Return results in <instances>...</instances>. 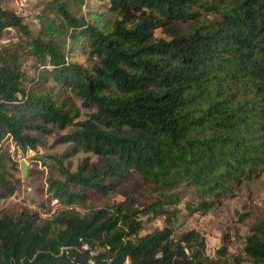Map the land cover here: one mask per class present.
Wrapping results in <instances>:
<instances>
[{"label":"trees","instance_id":"16d2710c","mask_svg":"<svg viewBox=\"0 0 264 264\" xmlns=\"http://www.w3.org/2000/svg\"><path fill=\"white\" fill-rule=\"evenodd\" d=\"M6 1L0 197L16 190L5 142L35 151L69 128L53 141L68 147L51 156L64 181L49 177L48 192L67 204L115 191L124 200L49 218L20 205L0 213V264H264V217L238 254L223 236L210 257L195 229L140 233L183 190L191 213L207 211L205 198L264 166V0H44L37 30ZM103 12L113 18L101 25ZM9 29L13 39L1 44ZM76 100L89 110L84 119ZM80 152L89 155L71 171L65 160ZM134 174L155 185L156 200L138 207L129 198Z\"/></svg>","mask_w":264,"mask_h":264},{"label":"rangeland","instance_id":"374dc122","mask_svg":"<svg viewBox=\"0 0 264 264\" xmlns=\"http://www.w3.org/2000/svg\"><path fill=\"white\" fill-rule=\"evenodd\" d=\"M42 1L44 0H7L4 5L22 16L33 30H37L39 23L36 14ZM111 18H113L111 14L103 12L102 20H99L100 24L107 23ZM13 33V29H9L8 34L1 40V44L9 43L13 39ZM157 35L160 34L157 33ZM74 59L84 62L86 56L77 53ZM76 107L80 111V119H84L89 110L83 107L79 100H76ZM68 130L69 128L62 131L54 130L52 134L42 137V144L35 151L23 152L20 149L17 150L11 140L8 139L5 142L4 149L8 148L11 154V161L5 164V176L16 186V190L10 195L0 197V213L20 205L29 211H38L42 218H49L64 209L83 214L91 209L112 207L116 202L124 200L122 192L115 191L105 196L92 193L83 203L67 204L58 199V204L51 205V199L56 197L48 192L47 179L52 177L64 181L58 164L51 156L60 155L68 147L67 143L54 144L53 141L57 135L64 134ZM37 153L42 155V159H29ZM87 155L89 154L80 152L65 160V165L71 171H75L79 162ZM90 157L95 159L93 155ZM22 160L26 163V174H23L20 168ZM154 186V184H145L138 174H134L125 190L129 191V198L140 207L157 199L159 192ZM121 187L122 185L118 189ZM70 188H72L71 185ZM182 193H185L184 198L179 204L166 206L169 213L145 222L140 233L144 234L163 227H169L177 232L195 229L204 236L206 250L210 257L215 256V250L220 246L223 236L229 237L230 253L238 254L252 225L264 217V166L255 177L233 187L223 196L205 198L213 203L207 211L191 213L185 206L186 199L190 198L191 190L185 192L183 190ZM141 217L147 220L146 215L142 214Z\"/></svg>","mask_w":264,"mask_h":264},{"label":"water","instance_id":"95a60500","mask_svg":"<svg viewBox=\"0 0 264 264\" xmlns=\"http://www.w3.org/2000/svg\"><path fill=\"white\" fill-rule=\"evenodd\" d=\"M29 159H42V155L37 153L29 157ZM25 161L22 160L20 163V168L23 174H26V166H25Z\"/></svg>","mask_w":264,"mask_h":264},{"label":"built area","instance_id":"2783aa9c","mask_svg":"<svg viewBox=\"0 0 264 264\" xmlns=\"http://www.w3.org/2000/svg\"><path fill=\"white\" fill-rule=\"evenodd\" d=\"M14 146L16 147L17 150H19V148H18L17 145L14 144ZM50 203H51L52 206H54V205L58 204L59 202H58V199L57 198H53V199H51V202ZM66 248L67 247H62L61 250H65ZM82 248L83 249H87V245H83ZM90 254L93 255L94 254L93 251H90ZM70 264H78V263H70Z\"/></svg>","mask_w":264,"mask_h":264}]
</instances>
